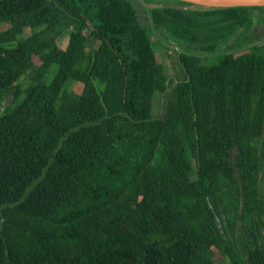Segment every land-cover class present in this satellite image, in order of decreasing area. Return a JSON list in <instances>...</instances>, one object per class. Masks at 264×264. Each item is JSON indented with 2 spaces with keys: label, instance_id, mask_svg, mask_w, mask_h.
I'll list each match as a JSON object with an SVG mask.
<instances>
[{
  "label": "trees",
  "instance_id": "1",
  "mask_svg": "<svg viewBox=\"0 0 264 264\" xmlns=\"http://www.w3.org/2000/svg\"><path fill=\"white\" fill-rule=\"evenodd\" d=\"M263 10L0 0V264H264Z\"/></svg>",
  "mask_w": 264,
  "mask_h": 264
},
{
  "label": "rangeland",
  "instance_id": "2",
  "mask_svg": "<svg viewBox=\"0 0 264 264\" xmlns=\"http://www.w3.org/2000/svg\"><path fill=\"white\" fill-rule=\"evenodd\" d=\"M149 7H150V5H149ZM145 10H146V8H145ZM259 13H260V16H258V18H255V20H257V19H259L260 21L264 20V17H263L264 16V10H263V13H261V12H259ZM147 16H149L148 13H147ZM149 23H150V26H152L153 23H151L150 19H149ZM253 27L254 28L252 29V32L250 34L249 33L247 34L245 31H242L240 33V35H241L240 39L232 40L231 38H233V37L230 38L231 42L229 43V45L233 46L235 49L238 48V49H236L237 51L235 52L236 55H239V54H241V53H243L249 49L248 47H245V44L251 43L253 40V37L254 38L259 37V39L263 37L262 33L264 32V25L257 26L256 24H254ZM150 30H151L150 31L151 32V38L150 39L152 41L153 48L158 54L161 55L163 64L165 66L166 73L169 76V78H168L169 84L172 85V83L175 82V80L177 78H178L177 80H181L183 77L182 71L180 70V66L178 64L177 54H179V51L176 50V47L181 49L182 43L177 42V41L171 42V38L172 39H175V38L172 35L168 34L164 28L156 29V28L151 27ZM30 34H31L30 29L29 28L26 29L24 36H29ZM68 38H69V35L67 34V35H65V37L62 38L63 40L59 41V46L61 48H65L67 46ZM237 43H239V44H237ZM170 46L176 50V53L175 52L170 53V50L172 49V48H170ZM217 62H218V58H216V57H211V58L205 60V64L207 66H213ZM56 69H57L56 65H53L52 69L50 70V72H51L49 75L50 78L52 77V75L54 74ZM29 75H31V74H29ZM29 75L28 76L25 75L23 77L22 83L24 85H27L30 82V79L28 78ZM153 102H154V107L156 106L154 108V112H155L154 116H160L161 112L163 111V109H162V107H163L162 106V98L160 97V92L155 94ZM4 104L6 106H10V105H12V100L9 99L6 102H4ZM160 155H161V149H159L157 151V157H160ZM240 225H241V223L239 222V228H238V232L236 235V239H238V240H240V237H243L242 236L243 232L240 229ZM263 233H264V228H263ZM246 238L247 237L244 236V239H246ZM217 261H218V264H231L227 258L225 259V258L220 257V258H217Z\"/></svg>",
  "mask_w": 264,
  "mask_h": 264
},
{
  "label": "water",
  "instance_id": "3",
  "mask_svg": "<svg viewBox=\"0 0 264 264\" xmlns=\"http://www.w3.org/2000/svg\"><path fill=\"white\" fill-rule=\"evenodd\" d=\"M143 7L146 8L148 17L153 23L150 16V12L155 9H174V10H183V11H215L221 9H232V8H253V7H264V0H138ZM150 5V7H149ZM264 17V16H263ZM254 24L257 26L264 25V20L260 21L259 19H254ZM253 24V25H254ZM254 28V27H253ZM263 37H253L251 43L245 44V47H252L254 45H261L264 43V32L262 33ZM242 47V46H241ZM170 48H172L170 46ZM174 49V48H172ZM176 50L179 51V54H182V49L176 47ZM237 50H235L236 52ZM225 54V50L215 52L213 54L209 53H198L199 56H218Z\"/></svg>",
  "mask_w": 264,
  "mask_h": 264
},
{
  "label": "flooded vegetation",
  "instance_id": "4",
  "mask_svg": "<svg viewBox=\"0 0 264 264\" xmlns=\"http://www.w3.org/2000/svg\"><path fill=\"white\" fill-rule=\"evenodd\" d=\"M242 31H243V30H240V31L238 32V34H237L235 37L232 38V40L240 39V37H241L240 33H241ZM172 41H177V42H179L177 39H172V38H171V42H172ZM230 42H231V41H230ZM237 44H239V43H237ZM174 52L176 53V50H174V49H171V50H170V53H174ZM177 56H178V59H179V54H177ZM176 78H177V77H176ZM177 79H178V78H177ZM177 79L175 80V82L179 81V80H177Z\"/></svg>",
  "mask_w": 264,
  "mask_h": 264
},
{
  "label": "crops",
  "instance_id": "5",
  "mask_svg": "<svg viewBox=\"0 0 264 264\" xmlns=\"http://www.w3.org/2000/svg\"><path fill=\"white\" fill-rule=\"evenodd\" d=\"M229 43H230V41H229ZM263 44V43H262Z\"/></svg>",
  "mask_w": 264,
  "mask_h": 264
},
{
  "label": "clouds",
  "instance_id": "6",
  "mask_svg": "<svg viewBox=\"0 0 264 264\" xmlns=\"http://www.w3.org/2000/svg\"><path fill=\"white\" fill-rule=\"evenodd\" d=\"M175 50V49H174Z\"/></svg>",
  "mask_w": 264,
  "mask_h": 264
}]
</instances>
